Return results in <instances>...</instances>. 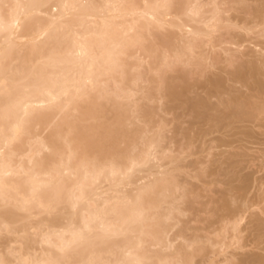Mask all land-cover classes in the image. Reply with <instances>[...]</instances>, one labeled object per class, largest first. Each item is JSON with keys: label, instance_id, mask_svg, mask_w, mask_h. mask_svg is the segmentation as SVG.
<instances>
[{"label": "bare ground", "instance_id": "1", "mask_svg": "<svg viewBox=\"0 0 264 264\" xmlns=\"http://www.w3.org/2000/svg\"><path fill=\"white\" fill-rule=\"evenodd\" d=\"M0 264H264V0H0Z\"/></svg>", "mask_w": 264, "mask_h": 264}]
</instances>
